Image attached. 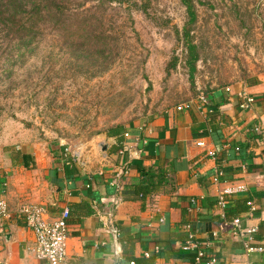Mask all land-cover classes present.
Segmentation results:
<instances>
[{
  "label": "crops",
  "instance_id": "obj_1",
  "mask_svg": "<svg viewBox=\"0 0 264 264\" xmlns=\"http://www.w3.org/2000/svg\"><path fill=\"white\" fill-rule=\"evenodd\" d=\"M242 93L255 99L246 111ZM203 95L209 106L199 96L67 155L11 148L0 158V264H48L35 257L26 205L43 207L48 223L69 210V264H197L182 249L186 226L216 264H264L233 223L256 229L249 244L264 249V74ZM240 185L222 210L221 193Z\"/></svg>",
  "mask_w": 264,
  "mask_h": 264
},
{
  "label": "rangeland",
  "instance_id": "obj_2",
  "mask_svg": "<svg viewBox=\"0 0 264 264\" xmlns=\"http://www.w3.org/2000/svg\"><path fill=\"white\" fill-rule=\"evenodd\" d=\"M99 5L110 47L85 46L102 56L85 59L80 33L71 47L60 33L39 46L27 40L9 50L15 59H6L9 52L0 59V158L14 155L13 147L75 152L116 125L264 74V0H193L194 24L181 0H95L87 8Z\"/></svg>",
  "mask_w": 264,
  "mask_h": 264
},
{
  "label": "trees",
  "instance_id": "obj_3",
  "mask_svg": "<svg viewBox=\"0 0 264 264\" xmlns=\"http://www.w3.org/2000/svg\"><path fill=\"white\" fill-rule=\"evenodd\" d=\"M91 1L95 0H0V59L9 50H14L16 46H21L27 40L29 44L34 42L39 46L45 37L56 36L60 33L63 42L69 47L74 44L73 36L80 33L83 38L82 47L88 52V56L84 57L85 59L102 56L103 51H92L85 46L86 43L89 45L104 44L103 39L111 37L105 30L109 24L106 14H104V7L99 5L87 8ZM181 2L187 8L190 23L194 24L197 17L193 0H181ZM134 5L137 9H143L144 13L147 12L148 6L138 8L136 3ZM190 33V29L186 30L185 37L194 70L198 58L196 47L190 41ZM103 46L110 47L107 44ZM91 49L94 48L91 47ZM79 50L84 53L83 49ZM109 51L112 54L113 50L110 49ZM10 52L6 58L9 61L15 59L13 53ZM135 122L133 121L129 125ZM125 127V125H116L108 132L122 134ZM136 186L141 195H146L147 191L143 182L140 181ZM230 204L233 205L234 201H231ZM235 217L238 216L234 215L232 218Z\"/></svg>",
  "mask_w": 264,
  "mask_h": 264
},
{
  "label": "built area",
  "instance_id": "obj_4",
  "mask_svg": "<svg viewBox=\"0 0 264 264\" xmlns=\"http://www.w3.org/2000/svg\"><path fill=\"white\" fill-rule=\"evenodd\" d=\"M199 99L203 105H210V101L204 95H201ZM239 100L240 109L245 111L249 110L255 103L254 97L246 93L239 94ZM198 145L201 147L204 146L203 143H198ZM64 153L67 155L70 152L66 149ZM245 191L246 187L241 185L224 190L217 200L218 206H220L222 210H227L230 206L231 198ZM21 213L25 216L27 226L35 235L34 254L36 259L48 264H69L67 261L68 224L70 218L69 210H64L60 218L53 223H48L45 220L44 208L37 205H26L22 207ZM0 215H7V206L4 202H0ZM240 222L241 220L239 218H236L233 221L234 225L238 228L240 235L248 240L244 246L246 252L249 254L252 252H263L264 249L249 244V241L253 239L252 235L256 232V229L242 230ZM186 230L189 235L188 240L182 246L183 251H195V260L197 264H216L217 259L215 257L207 258L206 249L202 246V243L196 241L195 235L192 233L190 226H186Z\"/></svg>",
  "mask_w": 264,
  "mask_h": 264
}]
</instances>
